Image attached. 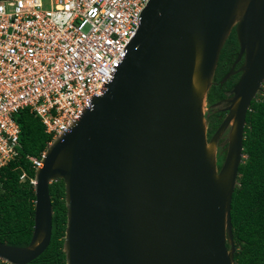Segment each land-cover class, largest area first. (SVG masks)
Here are the masks:
<instances>
[{"label": "water", "instance_id": "95a60500", "mask_svg": "<svg viewBox=\"0 0 264 264\" xmlns=\"http://www.w3.org/2000/svg\"><path fill=\"white\" fill-rule=\"evenodd\" d=\"M233 28L244 62L208 139L206 96ZM263 82L264 0H148L106 91L45 148L29 243L0 241V260L27 264L48 247L61 179L65 264H235L231 199Z\"/></svg>", "mask_w": 264, "mask_h": 264}, {"label": "built area", "instance_id": "2783aa9c", "mask_svg": "<svg viewBox=\"0 0 264 264\" xmlns=\"http://www.w3.org/2000/svg\"><path fill=\"white\" fill-rule=\"evenodd\" d=\"M147 2L0 0V169L19 154L20 110L40 118L50 144L106 91ZM44 155L28 157L34 169Z\"/></svg>", "mask_w": 264, "mask_h": 264}, {"label": "trees", "instance_id": "16d2710c", "mask_svg": "<svg viewBox=\"0 0 264 264\" xmlns=\"http://www.w3.org/2000/svg\"><path fill=\"white\" fill-rule=\"evenodd\" d=\"M234 30L221 48L214 78L218 82L227 68L224 61L236 50ZM232 79L227 80L226 85ZM221 86L213 85L212 91ZM246 114L243 162L238 167L237 185L231 199L232 239L235 264H264V85L262 94L252 100ZM19 154L0 169V241L12 246L29 243L33 230L35 194L29 178L35 169L29 156L39 157L51 140L40 118L28 108L16 114ZM217 123H212L214 131ZM226 143L223 144L225 149ZM25 173L24 179L20 175ZM53 208L51 239L48 247L27 264H65L62 250L66 222L64 184L61 179L49 184ZM0 264H10L0 260Z\"/></svg>", "mask_w": 264, "mask_h": 264}, {"label": "flooded vegetation", "instance_id": "af4514ba", "mask_svg": "<svg viewBox=\"0 0 264 264\" xmlns=\"http://www.w3.org/2000/svg\"><path fill=\"white\" fill-rule=\"evenodd\" d=\"M232 30H234V32H235L234 28ZM235 36H236V32H235ZM236 42H237L236 50L233 51L232 53H230V55L224 61V67H226L227 70H226V72H224L223 77L230 70H233L234 73L231 74L222 83L220 81L223 77L218 82H215L213 80V83L207 92V96H206V108H207V110L205 112V118H206V124H207V137H208V139L211 137V135L215 131V130L212 131L210 125L212 123H217L218 121H220L217 124V127H218L219 124L221 123V121L227 115V113H228L227 108L230 106V103H228L227 101L233 95L231 90L236 85V83L238 82L240 75H241V71L239 70V68L243 65L244 53L241 56H239V44H238L237 37H236ZM213 78H214V76H213ZM229 79H232V81L230 80L225 85L224 83ZM218 84L221 86V88L219 90L212 91V86L218 85ZM263 85H264V82L261 84V87L257 90L253 99H255L258 94H262ZM252 100H251V102H252ZM251 102H250V105L248 107V110H250V108H251L250 107ZM248 110H247V112H248ZM247 112H246V114H247ZM245 119H246V116H245ZM245 126H246V120H245V125H244V131H245ZM228 130H229V127L223 132V134L220 136V138L217 141V145H216V151L217 152H216V154H217L218 164L220 163V161L223 158L224 153H225V149H224L223 144L224 143L227 144ZM225 148H226V145H225Z\"/></svg>", "mask_w": 264, "mask_h": 264}, {"label": "rangeland", "instance_id": "374dc122", "mask_svg": "<svg viewBox=\"0 0 264 264\" xmlns=\"http://www.w3.org/2000/svg\"><path fill=\"white\" fill-rule=\"evenodd\" d=\"M206 107V106H205Z\"/></svg>", "mask_w": 264, "mask_h": 264}]
</instances>
